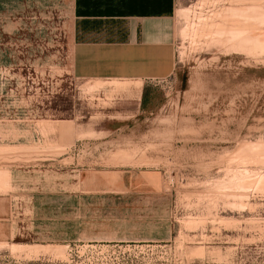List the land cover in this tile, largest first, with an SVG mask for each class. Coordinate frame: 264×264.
Segmentation results:
<instances>
[{
    "label": "rangeland",
    "instance_id": "1",
    "mask_svg": "<svg viewBox=\"0 0 264 264\" xmlns=\"http://www.w3.org/2000/svg\"><path fill=\"white\" fill-rule=\"evenodd\" d=\"M12 1L0 264H264V0H178L174 73L124 124L71 75L70 0ZM4 166L22 171L12 186ZM84 171L153 193H85Z\"/></svg>",
    "mask_w": 264,
    "mask_h": 264
},
{
    "label": "crops",
    "instance_id": "2",
    "mask_svg": "<svg viewBox=\"0 0 264 264\" xmlns=\"http://www.w3.org/2000/svg\"><path fill=\"white\" fill-rule=\"evenodd\" d=\"M6 2L13 4L12 0ZM177 2L70 0L71 75L84 82L87 94L93 93L99 101L114 102V107L119 109L114 112L117 116L111 118L112 123L124 124L136 118L144 88L167 80L174 73ZM18 3L21 12L26 0ZM14 5L16 7L17 3ZM18 23L21 26V17ZM13 24L4 23L2 30ZM128 108L135 110H126ZM4 167L9 186H12L16 174L22 171L12 166ZM147 182L118 179L115 175L109 180L107 173L84 171L79 174L78 185L85 193L152 194L148 191L152 182ZM2 204L6 214L0 215V222H6L10 203L3 198L0 209ZM0 226V236L10 235L8 224Z\"/></svg>",
    "mask_w": 264,
    "mask_h": 264
},
{
    "label": "trees",
    "instance_id": "3",
    "mask_svg": "<svg viewBox=\"0 0 264 264\" xmlns=\"http://www.w3.org/2000/svg\"><path fill=\"white\" fill-rule=\"evenodd\" d=\"M147 89H148V87L146 86L144 88V91H143L142 100H141V108H142L143 102L146 100V92H147Z\"/></svg>",
    "mask_w": 264,
    "mask_h": 264
},
{
    "label": "bare ground",
    "instance_id": "4",
    "mask_svg": "<svg viewBox=\"0 0 264 264\" xmlns=\"http://www.w3.org/2000/svg\"><path fill=\"white\" fill-rule=\"evenodd\" d=\"M241 35H242V33H241ZM243 36H245V34H244ZM243 36H242V37H243ZM234 37H235V36H234ZM237 37H238V36H237ZM240 38H241V37H240Z\"/></svg>",
    "mask_w": 264,
    "mask_h": 264
}]
</instances>
